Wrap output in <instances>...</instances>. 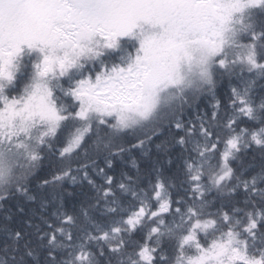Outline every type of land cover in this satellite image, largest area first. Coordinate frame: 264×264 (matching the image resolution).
<instances>
[{"label": "snow or ice", "instance_id": "obj_1", "mask_svg": "<svg viewBox=\"0 0 264 264\" xmlns=\"http://www.w3.org/2000/svg\"><path fill=\"white\" fill-rule=\"evenodd\" d=\"M0 264H264V0H0Z\"/></svg>", "mask_w": 264, "mask_h": 264}]
</instances>
